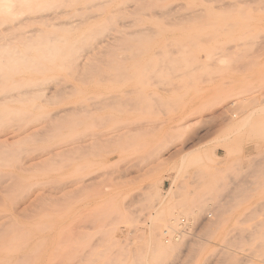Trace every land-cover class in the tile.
I'll use <instances>...</instances> for the list:
<instances>
[{
    "label": "rangeland",
    "instance_id": "obj_1",
    "mask_svg": "<svg viewBox=\"0 0 264 264\" xmlns=\"http://www.w3.org/2000/svg\"><path fill=\"white\" fill-rule=\"evenodd\" d=\"M0 264H264V0H0Z\"/></svg>",
    "mask_w": 264,
    "mask_h": 264
},
{
    "label": "built area",
    "instance_id": "obj_2",
    "mask_svg": "<svg viewBox=\"0 0 264 264\" xmlns=\"http://www.w3.org/2000/svg\"><path fill=\"white\" fill-rule=\"evenodd\" d=\"M181 226H182V228H183V231H186L188 228H189V223L186 221V219H181V224H180ZM165 235H166V237L168 238V235H169V231H166L165 232ZM167 241H168V239H167Z\"/></svg>",
    "mask_w": 264,
    "mask_h": 264
}]
</instances>
